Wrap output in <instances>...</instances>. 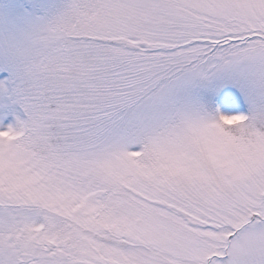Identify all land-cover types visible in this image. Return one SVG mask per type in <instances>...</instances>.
<instances>
[{"label": "snow or ice", "instance_id": "1", "mask_svg": "<svg viewBox=\"0 0 264 264\" xmlns=\"http://www.w3.org/2000/svg\"><path fill=\"white\" fill-rule=\"evenodd\" d=\"M0 264H264V0H0Z\"/></svg>", "mask_w": 264, "mask_h": 264}]
</instances>
